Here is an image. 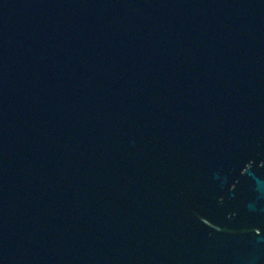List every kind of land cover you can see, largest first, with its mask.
<instances>
[{
	"label": "water",
	"instance_id": "1",
	"mask_svg": "<svg viewBox=\"0 0 264 264\" xmlns=\"http://www.w3.org/2000/svg\"><path fill=\"white\" fill-rule=\"evenodd\" d=\"M0 264H264V0H0Z\"/></svg>",
	"mask_w": 264,
	"mask_h": 264
}]
</instances>
